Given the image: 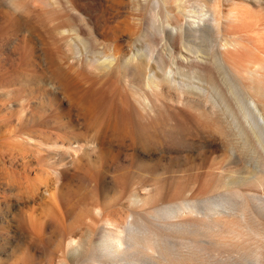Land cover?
<instances>
[{
    "label": "rangeland",
    "instance_id": "rangeland-1",
    "mask_svg": "<svg viewBox=\"0 0 264 264\" xmlns=\"http://www.w3.org/2000/svg\"><path fill=\"white\" fill-rule=\"evenodd\" d=\"M72 1L100 38L101 44L93 42L86 53H110L102 45L117 41L122 52L134 54L135 60L107 71L85 66L69 70L84 107L71 112L49 63L50 58H59V51L41 38V24L65 8L63 0H0V75L8 79L0 82V264H258L264 256V119L246 107L252 97L264 105V93L252 86L253 66L260 69L262 54L252 47L251 51L231 26L223 30L207 24L184 40L168 37V25L193 20L189 12L195 6L193 13L201 16L214 0ZM218 1L224 11L242 0ZM259 6L252 3L253 13L262 10L264 16ZM12 9L16 23L7 17ZM33 25L38 33L31 30ZM161 28L166 30L163 35ZM105 35L110 36L108 41ZM224 37L236 40L230 57L240 67L239 76L229 77L215 61ZM196 69L214 72L215 84L229 97L230 111ZM84 71L87 76L81 74ZM148 71L159 79L173 76L183 86L164 80L149 86ZM197 85L212 92L215 102L208 103L214 107V118L199 114L202 107L189 99L201 93ZM24 91L31 93V99L24 98ZM239 104L246 109L240 110ZM58 109L64 111L57 117L60 126L51 120L35 126L52 132V138L23 125ZM241 126L248 138L238 132ZM66 149L75 156L68 153L69 157ZM222 208L229 214H221ZM216 217L247 223L249 237H232L224 243L213 224ZM114 235L126 242L123 256L113 250ZM70 238L83 248L68 251ZM149 240L154 251L143 248ZM132 241L136 244L129 250L126 244Z\"/></svg>",
    "mask_w": 264,
    "mask_h": 264
},
{
    "label": "bare ground",
    "instance_id": "bare-ground-1",
    "mask_svg": "<svg viewBox=\"0 0 264 264\" xmlns=\"http://www.w3.org/2000/svg\"><path fill=\"white\" fill-rule=\"evenodd\" d=\"M52 2V0H50ZM47 1H45L46 3ZM55 2H57V0H55ZM72 0H63V5L65 8L59 10V12H56V14L58 13V15L56 17H54L52 20L50 21H47L46 22H43L41 24L43 30L41 31L42 32V37L40 35V37L42 38L43 41H45V43H48L50 45V47H52L53 51H59V58L57 59L56 57H52L49 59V63H50V68H52V73L53 75L58 79V83L60 85V89L61 91H63L64 93H66L67 97H68V100L70 102V107H69V110L71 112L76 111V110H79V111H83L84 110V107L81 103V99L80 97L77 96V94L75 93L74 91V87H73V84H74V80L72 82V80L70 79V76H69V70L71 69H74L76 67H81L82 66H85V68H94L95 70H100V71H107V70H110L113 66H117V65H124V64H128V63H132L134 60H135V55L134 54H129V55H125L123 52H122V49H121V45L117 42V41H114L113 43H107V45H102V46H106L108 48V50L110 51V53H102V52H105L104 49H101V55L97 56L95 51L90 54L86 53V52H90L89 51H86L87 49L91 48V46L93 45L92 43H98V44H101L100 43V38L98 39V36H96L94 34V32L92 31L91 27L87 24V21H86V18L85 16L78 10L75 9V7L73 6L72 4ZM196 2V1H195ZM204 2V1H203ZM210 1H208L207 3H209ZM238 2V1H237ZM255 3L257 5H260L259 7H262L264 9V0H242L240 3H237V4H234L230 7H228L226 10L224 11H220V8H219V1L218 0H214V2L212 4H210V8L209 9H206V11H203L202 15L199 16L197 14H194L193 12H196V6L192 8V11H190L189 13V17L192 16L193 20H190V19H178L177 20V23L174 24V26L172 25H168V37H180L182 40L186 39V36L187 35H190L191 33H196L198 34L199 32L203 31V26L205 25H216V27H218L219 29H223L225 26H231L233 27L237 33H236V36L239 37V39H242L244 41H246L248 44L249 49L252 47L255 51H258L262 54V60H261V64H259L260 66V69H262V72L258 73L257 71L260 70V69H255V66L254 67V70H253V77H252V81L255 83V85H252V86H255V90L259 93H264V16L260 13V8L258 10L259 13L257 14H254L253 13V7H252V3ZM50 2H48L49 4ZM47 4V3H46ZM53 4V3H52ZM57 4V3H55ZM200 4V3H199ZM204 4V3H203ZM206 4V3H205ZM195 5V4H194ZM197 5V3H196ZM201 5V4H200ZM56 6V5H55ZM198 6V5H197ZM203 6V5H202ZM222 6V5H221ZM227 6V5H226ZM208 8V6H207ZM226 8V7H224ZM256 8V7H255ZM258 8V7H257ZM202 9V8H201ZM16 10V9H15ZM15 10H11L10 12H8L7 14V17L9 18V20H12L14 21V23L17 22L18 20V17H16L15 15ZM31 13L30 14H33L34 10L31 8L28 9ZM222 10V9H221ZM257 11V10H256ZM264 12V11H263ZM200 13V12H199ZM262 16H260V15ZM18 16V15H17ZM35 17V16H34ZM188 17V16H187ZM191 18V17H190ZM77 20V22L75 21ZM11 23V22H10ZM169 24V23H168ZM10 25V24H9ZM163 25V24H162ZM161 25V26H162ZM167 25V24H166ZM160 26V27H161ZM12 27V26H11ZM152 27V26H151ZM156 27H159V26H156ZM211 28H213L212 26H210ZM209 27V29H210ZM164 28V27H163ZM30 29V28H29ZM160 29V28H159ZM162 29V28H161ZM31 30L35 31L36 33H38V29L33 25L31 26ZM109 30V29H108ZM213 30V29H212ZM224 30V29H223ZM229 30V29H228ZM211 31V30H210ZM233 31V32H234ZM157 32H159V30H157ZM164 32H166L165 29H162L160 30V34L163 35ZM214 32V30H213ZM232 32V34H233ZM167 33V34H168ZM216 33V32H215ZM159 34V35H160ZM218 34V33H217ZM223 34V33H222ZM86 36V37H85ZM200 36V35H199ZM219 36V34H218ZM234 36V35H232ZM164 37V36H163ZM162 37V38H163ZM222 37V36H221ZM105 40L108 41L110 39V36H104ZM103 38V39H104ZM191 38V37H190ZM172 39V38H170ZM188 39V38H187ZM116 40V39H114ZM164 40V39H163ZM169 40V39H168ZM190 40V39H188ZM222 42L221 44H219L217 50H216V57H215V61L217 63V65H219V67L221 66L224 70H225V73L227 72V74L229 75V77L231 76V73L234 74V76L238 75L239 72H240V67L239 65H235V63L232 62V58L230 57L231 56V53L233 54V52L235 51V48L237 46V43H236V40L235 39H232V38H228V37H224L221 39ZM240 40V41H242ZM112 41V40H111ZM171 41V40H169ZM44 43V44H45ZM240 44V43H239ZM47 45V44H46ZM45 45V46H46ZM242 45V44H241ZM49 47V46H48ZM47 47V48H48ZM49 47V49H50ZM246 47V46H245ZM46 48V49H47ZM171 48V47H169ZM239 48V47H238ZM240 49V48H239ZM198 50V49H197ZM251 50V49H250ZM249 50V51H250ZM237 51V50H236ZM252 51V50H251ZM48 52V51H47ZM238 52V51H237ZM243 52V51H242ZM246 52V51H245ZM54 53V52H52ZM251 53V52H250ZM48 54V53H47ZM198 54V53H197ZM138 55V54H137ZM145 55V54H144ZM149 55V54H148ZM147 55V56H148ZM241 55V54H240ZM146 56V57H147ZM253 56V54H252ZM237 57V56H236ZM258 57V56H256ZM261 57V56H260ZM149 58H152V55L151 57ZM154 58V57H153ZM152 58V60H153ZM198 58V57H197ZM239 58V57H238ZM237 58V59H238ZM199 59V58H198ZM235 59V58H234ZM244 59V58H243ZM145 60V59H144ZM147 60V59H146ZM240 60V59H239ZM242 60V59H241ZM240 60V61H241ZM247 60V59H246ZM257 60V59H256ZM149 61V60H148ZM238 61V60H237ZM260 61V60H259ZM201 62V61H200ZM236 62V61H235ZM244 61L241 62V64L243 65ZM239 63V62H238ZM141 64V63H140ZM64 65V67L62 66ZM142 65V64H141ZM246 65V64H245ZM20 66H22V64H20ZM140 67V66H139ZM239 67V68H238ZM246 67H249L246 65ZM198 68V67H196ZM203 68V66H202ZM208 68V67H207ZM243 68V67H242ZM136 69V68H135ZM245 69V68H244ZM85 70V69H84ZM94 70V71H95ZM197 70V69H196ZM203 70V69H202ZM200 69H198L196 72L197 73H200L203 77V81H206L208 82L211 86V89H216L217 93H219L221 95V99H222V103L225 104V107L227 110H231V106L230 104L228 103L227 99L229 98H226L225 95L223 94V92L221 91V89L215 84L214 82V72L213 71H209V70H206V71H202ZM222 69H220L219 71H221ZM83 71V70H82ZM170 71L168 68H167V72ZM218 71V72H219ZM19 72V71H18ZM89 72V71H88ZM132 74V70L130 71ZM136 72V71H135ZM249 72V71H248ZM247 72V73H248ZM71 73V72H70ZM82 73H86L85 71L84 72H81ZM220 73V72H219ZM242 73V72H241ZM258 73V74H257ZM17 74V73H16ZM20 74V72H19ZM166 74V73H165ZM223 74H224V71H223ZM222 74V75H223ZM226 74V75H227ZM249 74V73H248ZM251 74V73H250ZM15 75V74H14ZM23 75V74H22ZM52 75V76H53ZM73 74H71V77H72ZM78 77H79V74H77ZM87 76V73L85 74ZM83 75V77L85 76ZM135 75V74H134ZM10 76V75H9ZM18 76V75H17ZM21 76V75H20ZM19 76V77H20ZM85 76V78H86ZM90 76V75H88ZM133 76V75H132ZM175 76V75H174ZM197 76V75H196ZM195 76V77H196ZM239 76V75H238ZM241 76V75H240ZM244 73H243V77H244ZM249 76V75H247ZM251 76V75H250ZM14 77V76H13ZM16 77V76H15ZM82 77V78H83ZM194 77V76H193ZM198 77V76H197ZM75 77H73L74 79ZM77 78V77H76ZM81 78V77H80ZM236 78V77H235ZM11 78H9V81H10ZM177 79V78H176ZM173 76H165L163 77L162 79H159L157 76H155V74L151 71H148V74H147V78H146V84H148L149 86H157L159 84V82H161V80H164L170 84H174L175 86L179 87L180 89L182 88L183 86V83H181L180 81L176 80ZM229 79V78H228ZM7 76L5 75H0V82H8L7 81ZM12 80V79H11ZM181 80V79H180ZM243 79H240V82H242ZM249 81V79H247ZM21 81V80H20ZM23 81V80H22ZM76 82L79 81V80H75ZM238 82V80H235ZM247 81V82H248ZM33 82V81H32ZM83 82V81H82ZM245 82V80H244ZM251 82V80H250ZM249 82V83H250ZM252 82V83H253ZM80 83V82H79ZM230 83V82H229ZM232 83V81H231ZM231 83H230V86H231ZM235 83V82H234ZM253 83V84H254ZM236 84V83H235ZM248 84V83H246ZM52 85V84H51ZM79 85V84H77ZM76 85V86H77ZM244 85V84H243ZM242 85V86H243ZM251 85V83H250ZM75 86V85H74ZM75 86V87H76ZM147 86V85H146ZM249 86V85H248ZM247 86V87H248ZM27 87V86H26ZM78 87V86H77ZM20 88V87H19ZM233 88V87H232ZM236 88V87H235ZM242 88V87H241ZM249 88V87H248ZM59 89V90H60ZM197 89L199 92L201 93H196V96H198V98H195V97H189V99L192 101V103L194 105H196L197 107L201 108V111L199 114L203 113V115L207 118H214V107L209 104V100L211 103L215 102L213 100V94L212 92L209 90H207L205 87H203L202 85H197ZM231 89V88H230ZM247 89V88H246ZM18 92H19V89H17ZM26 90V89H25ZM23 91V89H22ZM21 91V92H22ZM54 91H57V89H55ZM250 91V89H249ZM17 92V93H18ZM25 92V91H24ZM31 92V90H30ZM239 92V91H238ZM255 92V91H254ZM20 93V92H19ZM229 93V91H228ZM252 93V91L250 92ZM31 93H28L25 92L24 94V98L25 99H31V95H29ZM80 94V93H79ZM78 94V95H79ZM230 94H231V91H230ZM229 94V95H230ZM249 94V92H248ZM257 94V93H256ZM250 95V94H249ZM252 95V94H251ZM21 96V95H20ZM238 96V95H237ZM236 96V97H237ZM241 97H243V95H239ZM246 96V95H245ZM244 96V97H245ZM257 97V95H255ZM23 98V95L21 96ZM20 97V98H21ZM247 97V96H246ZM245 97V98H246ZM252 96H250L251 98ZM260 97V96H259ZM244 98V100H246ZM256 99V98H254ZM253 97H252V100H250V103H251V106L250 105H244L245 102L243 101V98L241 99L242 102H244L243 107L240 108V110L244 109L245 108L246 110H248V112H252L253 114L255 113V111L261 116V118L264 119V105L261 103V102H258L256 100H254ZM22 100V99H21ZM26 100V101H27ZM240 100V99H239ZM240 100V101H241ZM236 99H235V104H236ZM239 101V102H240ZM232 102V101H231ZM238 102V101H237ZM264 103V102H263ZM238 105V104H237ZM236 105V106H237ZM241 104H239L240 106ZM241 105V106H242ZM240 106V107H241ZM245 106V107H244ZM238 107V106H237ZM198 109V108H197ZM239 110V108H238ZM246 110H244V112H246ZM64 111H61L60 109L58 110H55L53 113L51 114H42L39 119L36 121V122H23L22 124L24 126H26L31 132H34V133H37L38 135H41V136H45V137H54L53 136V133L52 132H48L46 133L45 131L41 130V129H36L35 126H42V125H45L46 123H48L50 120H51V123L53 124V126L55 127H58L60 126V122L57 120V117L59 114H62ZM238 112V111H237ZM242 112V111H240ZM243 112V113H244ZM232 113V112H231ZM242 113V115H243ZM247 113V114H249ZM233 114V113H232ZM237 114V113H236ZM245 113H244V116L245 117ZM255 116L258 117V115H256V113L254 114ZM241 116V115H240ZM252 116V115H251ZM202 117V115H201ZM238 117V116H236ZM247 117V116H246ZM245 117V118H246ZM250 117V115H249ZM248 117V118H249ZM257 117H255L256 119H258ZM204 119V118H203ZM240 120L242 119L241 117L239 118ZM251 119V118H250ZM250 119H248L250 121ZM244 120V119H243ZM247 120V121H248ZM253 120L255 119H251L250 122H252ZM245 121V120H244ZM248 121V125H249V122ZM257 121V120H256ZM255 121V122H256ZM238 122H240L238 120ZM255 122H253L255 124ZM258 122V121H257ZM241 123V122H240ZM264 123V122H263ZM247 124V122H246ZM252 124V123H251ZM253 124V125H254ZM220 125V124H219ZM241 125H244L243 123ZM255 126L254 125V129H255ZM2 127V126H1ZM247 127V126H246ZM250 130L252 126H249ZM252 127V128H253ZM258 127V126H256ZM264 128V126H262ZM242 127L241 126V130H240V127H239V130L238 132L241 133V131L243 132L242 130ZM245 129V128H244ZM247 129V128H246ZM249 130V131H250ZM258 130V129H257ZM245 131V130H244ZM27 132V131H26ZM248 131H246V134H247ZM252 132V131H251ZM250 132V133H251ZM254 133L255 130H254ZM244 134V132L242 133V135ZM241 135V134H240ZM263 135V133H262ZM58 135H56L57 137ZM243 136H248L249 135H243ZM253 136V135H251ZM256 137V135H255ZM254 137V138H255ZM257 139H259V137H256ZM255 138V139H256ZM49 139V138H48ZM246 139V138H245ZM247 141V139H246ZM256 141V140H255ZM258 142V141H257ZM261 143L263 142V139L262 141H260ZM251 143V142H250ZM259 143V142H258ZM260 143V144H261ZM262 145V148L263 147V144ZM260 145V146H261ZM71 148L72 150L74 148L72 147H68L67 149ZM67 155L69 157H71L73 153H71L69 150H67ZM68 153H71V154H68ZM71 155V156H70ZM74 155V154H73ZM75 156V155H74ZM259 178H262V177H259ZM259 181V180H258ZM47 190V189H46ZM48 191V190H47ZM48 193V192H46ZM242 194V193H241ZM241 194H238V195H241ZM241 196H244V195H241ZM188 201V200H187ZM185 201V204L186 202ZM242 201V200H241ZM218 203V202H217ZM221 203V202H220ZM220 203L218 204V206L220 205ZM246 203V201L244 202ZM223 204V203H222ZM227 204V202L225 203ZM224 204V205H225ZM189 205V204H188ZM214 205V204H213ZM223 205V207H225ZM184 206V205H183ZM222 206V205H220ZM188 207V206H186ZM190 207V206H189ZM217 207V205L215 206ZM228 207V206H227ZM216 209V212H217V208ZM221 209V207H220ZM218 209V210H220ZM224 209V208H222ZM228 209V208H227ZM194 210V209H193ZM198 210V209H197ZM213 210V209H212ZM214 211V210H213ZM222 211V212H221ZM227 211V210H226ZM225 209L224 210H220L221 214H229L228 212L226 213ZM199 212V211H198ZM216 212H214L216 214ZM231 212V211H229ZM239 212V211H237ZM188 213V212H187ZM192 213V212H191ZM232 213V212H231ZM236 213V211L234 212ZM234 213L232 215H234ZM220 214V213H219ZM218 214V215H219ZM239 214V213H238ZM187 215V214H186ZM225 215V216H226ZM231 215V217H232ZM236 215V214H235ZM243 215V214H242ZM221 217L223 215H220ZM218 217V218H221V217ZM238 215H236L235 217H237ZM246 216V215H244ZM243 216L244 220H245V217ZM227 218L230 219V215L226 216ZM226 217H224L222 220H218L217 217L215 219H217L218 221L213 223L211 222V224H215V227H217V231H220L221 233V237H222V240H224V243H226L227 241L226 240H230L232 239V237H237V238H242L243 237H249V234H247L248 232L246 231V229L248 228L247 227V223H244V225H237L236 223H233V222H230ZM234 217V216H233ZM239 217V216H238ZM249 217V216H248ZM251 217V216H250ZM31 219V218H30ZM29 219V220H30ZM235 219V218H234ZM233 219V220H234ZM238 219V218H237ZM32 220V219H31ZM30 220V221H31ZM240 220V219H239ZM248 220V219H246ZM130 221V220H129ZM242 221V220H241ZM250 221V220H249ZM248 221V222H249ZM32 222V221H31ZM238 222V220H237ZM246 222V221H244ZM125 224V223H124ZM130 224V223H129ZM212 224V225H213ZM242 224V223H241ZM128 225V224H127ZM250 226V224H248ZM211 226V225H209ZM253 226V225H252ZM214 227V226H213ZM251 227V226H250ZM121 229V228H120ZM211 231H212V226H211ZM215 229V228H213ZM253 229V228H252ZM125 229H123L124 231ZM251 229H249V232L251 233L250 231ZM126 231V230H125ZM216 231V229H215ZM254 231V229L252 230ZM257 231V230H256ZM122 232V230H121ZM120 233V232H119ZM213 233V231L211 232ZM220 233H216V234H219L220 236ZM255 233V232H254ZM253 233V234H254ZM116 234V233H115ZM131 234V233H129ZM128 234V235H129ZM248 236H247V235ZM252 234V233H251ZM118 235V234H117ZM120 235L122 236L123 234L120 233ZM121 236H116L114 235L113 237V241H112V246H113V250L115 253H120L122 251V248L124 247V243H126L123 239V237ZM124 236V235H123ZM215 236V235H213ZM218 236V237H219ZM111 237V236H110ZM137 237V236H136ZM216 238V237H215ZM264 238V237H263ZM126 239V238H125ZM211 239V238H210ZM213 239V238H212ZM218 239V238H217ZM216 239V241H218ZM75 240V239H74ZM215 240V239H214ZM111 241V240H110ZM226 241V242H225ZM237 241V240H235ZM240 241V240H239ZM238 241V242H239ZM109 242V241H108ZM219 242H222V241H219ZM235 243V242H234ZM264 243V242H263ZM261 243V244H263ZM111 244V242H110ZM109 244V245H110ZM136 244V241H132V242H127V248L131 246H135ZM138 244V243H137ZM261 247H258L260 248V250H263L261 249L263 245H261ZM140 245V244H138ZM143 245V244H142ZM83 245H81V243H78L76 244L75 241H73V238H70V240L68 239L67 241V244H66V249H68V251L70 250H78V249H82L83 247H81ZM111 246V245H110ZM143 248H147L149 250H153L155 249V245L154 243L149 240L147 241L144 245ZM140 248V247H139ZM141 248V249H143ZM257 248V247H256ZM112 249V248H111ZM125 249V248H124ZM129 249V248H128ZM140 249V250H141ZM130 250V249H129ZM134 250V248H133ZM146 250V249H145ZM157 250V249H156ZM258 250V249H257ZM80 251V250H79ZM132 251V250H131ZM256 251V249H255ZM76 252V251H75ZM78 252V251H77ZM76 252V253H77ZM146 252V251H145ZM148 252V251H147ZM153 253V252H152ZM155 253V252H154ZM255 253V252H254ZM257 253V252H256ZM255 253V254H256ZM121 254V253H120ZM126 254V253H125ZM133 254V253H132ZM261 253H259L260 255ZM122 255V254H121ZM124 255V254H123ZM122 255V256H123ZM120 256V255H119ZM261 256V255H260ZM127 257V256H126ZM137 257V256H136ZM256 257V256H255ZM76 258V257H75ZM123 258V257H122ZM123 259H126V258H123ZM64 260V259H63ZM132 260V259H131ZM133 261V260H132ZM139 261V260H138ZM166 261V260H165ZM170 261V260H169ZM62 262V261H61ZM60 262V263H61ZM130 262V263H129ZM128 263L131 264V261H129ZM167 262V261H166ZM64 263V262H63ZM133 263H138L136 260L133 261ZM175 263V262H174ZM173 263V264H174ZM59 264V263H57ZM62 264V263H61ZM125 264V263H124ZM168 264H170V262H168ZM176 264H179L178 262ZM181 264V262H180ZM258 264H264V256L262 255L258 261Z\"/></svg>",
    "mask_w": 264,
    "mask_h": 264
}]
</instances>
